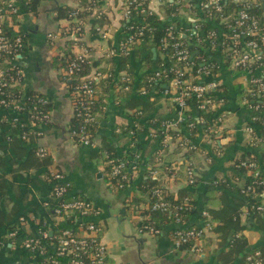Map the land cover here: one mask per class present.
I'll list each match as a JSON object with an SVG mask.
<instances>
[{"label":"built area","instance_id":"obj_1","mask_svg":"<svg viewBox=\"0 0 264 264\" xmlns=\"http://www.w3.org/2000/svg\"><path fill=\"white\" fill-rule=\"evenodd\" d=\"M17 1L0 0V24L5 14L18 13V7L15 5ZM150 1L122 0L120 16L123 22V39L119 40L116 47L109 49L108 58H128L134 46L149 42L151 29L144 23L142 25L136 23L142 22V16L147 12H153L149 8ZM166 1L185 8V11L181 9L179 13L186 16L187 23L182 21L180 25L171 24L164 29V37L159 42L160 53L167 51L165 55L163 54L165 59L163 68H158L152 77L145 80V88H136L135 91L138 97H147L162 80L167 81L169 78L168 90H165L164 94L169 96L177 107V113L174 120L150 121L151 124L148 123L147 126L152 128L153 132L149 137L160 142L161 149H164L168 142H173L182 153L197 152V145L190 137V132L197 128L198 135V130L202 127L200 137L209 145L210 154L212 156L219 154V143L222 140L218 138L219 133L226 129L227 119L232 114L224 109L226 103L219 94V77L223 70L232 75L237 92L242 94L239 109H243L247 115V121L239 132L244 152L251 154L231 163L233 169L240 175L225 179V185L232 189L238 188L239 193L248 201L240 208L239 219H250L249 216L252 214L264 215V27L254 13L261 10L262 0H156L160 6ZM185 1L189 4L184 3ZM192 2L194 4L191 6ZM81 11L73 9L68 12L69 23L74 25L67 27L62 33L70 37L74 43H78L82 36V21L79 16ZM100 17L99 14L98 18ZM170 19L178 17L171 15ZM99 30L97 28V31ZM49 37L51 38V35ZM198 46L204 47L207 59L193 60L194 50ZM22 47V36L11 39L0 28V59L3 58L4 62L17 69L10 78L0 70V109L15 113L13 127L19 123L18 116L25 115L26 124L35 135L37 127L49 120L50 114L41 109L49 100L39 94L40 97L34 98L35 104L26 107L25 103L29 99L10 90L13 87H20L21 84V71L13 62L21 57ZM75 57L76 59L69 62L62 71L66 81L78 70V62L82 63L88 58L86 54ZM119 76L120 81L125 84L123 90H132L134 86L129 87L130 77L124 71L120 72ZM106 77H109V73L93 70L89 76L80 79L81 84L76 85L71 93L73 112L85 124L96 123L90 106L91 101L96 99V94L86 79L90 78L98 83ZM213 93H216L218 99L211 95ZM190 99L195 100V113L210 115L207 117L201 115L195 121L190 120L188 106ZM136 115L141 114L138 112ZM137 123H132V130L137 129ZM132 130L129 132L130 136L133 134ZM168 132L174 134L169 135ZM69 135L71 138L78 136V144L92 145L93 140L89 132L71 131ZM20 138L25 141L28 134L24 133ZM130 145L134 147L133 141ZM36 155L43 158L47 153L43 148H39ZM141 159V155L135 152L129 158V162L119 158L109 160L108 178L111 180L108 183L109 188L123 189L124 183L129 180L124 169L128 168L132 173L138 171L137 162ZM207 161H210V157ZM183 162L185 182L187 186H191L197 180L196 171L190 159L184 158ZM149 174L155 176L156 172L150 171ZM46 180L51 187L50 204L53 206V215L57 220L64 222L65 226L55 235H50L46 229L38 227L35 232L22 239L20 246L30 256V264H107L106 247L101 241V228L93 222L100 214L99 209L84 198L71 196L70 186L60 172H48ZM214 185L218 186L217 182H214ZM153 196L156 201L151 210L173 214L176 224H180L183 213L191 209L187 199L181 205H171L164 201L159 189L154 190ZM201 215L204 217L207 213L202 212ZM19 221L21 224L25 222L24 218H20ZM137 228L140 232L153 235L159 232L151 226L142 225L141 220ZM211 230L210 223L183 230L177 229L172 237L173 246L178 250L190 241L198 242V246L195 244L191 251L203 255L205 240L207 235L211 234ZM17 235L18 231H9L7 238L14 240ZM202 236L204 238L201 239ZM244 264H264L262 252L258 249L249 251L244 256Z\"/></svg>","mask_w":264,"mask_h":264},{"label":"crops","instance_id":"obj_2","mask_svg":"<svg viewBox=\"0 0 264 264\" xmlns=\"http://www.w3.org/2000/svg\"><path fill=\"white\" fill-rule=\"evenodd\" d=\"M89 1L91 2L42 0L36 13H26L21 8L18 9L14 29L26 36V52L13 62L21 71L20 87L23 91L43 95L51 102L52 107L48 122L37 127L31 141L22 140L24 142L19 141L20 133L13 130L15 113L0 110V264H30V256L20 246L22 239L35 232L38 227H44L50 235H55L65 226L64 222L57 220L53 215V206L50 204L51 187L46 180L50 171L60 172L64 176V181L70 186L71 196L84 198L99 209L100 214L93 222L101 228V241L106 247L108 264H210V254L214 247L208 246V243L211 242L214 246L216 244L212 234L207 235L204 254L201 255L191 250L175 249L171 240V224L163 226L156 235L138 230L140 219L136 224L134 211L128 207L130 199L138 195L141 172H133L127 186L119 192L109 188L103 166L95 151L102 146L104 140L110 143L119 158L126 156L129 151H137L122 133L125 127H131L133 123L131 112L126 110L125 103L117 106L113 101L107 102L102 115L103 121L98 125L92 145L75 143L67 131L73 117V107L63 70L54 69L53 58L61 55L65 45L67 47V43L71 41L70 37L62 33L74 24L69 23L68 19H57V11L59 8L82 10ZM92 1L90 14H81V40L73 44L71 53L74 56L86 54L88 58H93L97 66L94 69L109 68L113 65L114 71H117L118 57L108 58L107 53L110 48L117 46L123 33L120 16L122 0ZM149 8L161 16L162 9L156 0L150 1ZM261 11L264 17V0L261 2ZM97 28L100 30L97 31ZM137 46V51L133 49L131 54L133 57L137 53L136 57L134 56L135 69L143 65L146 57L144 49H147L149 44ZM151 54L153 60L158 57L162 63L165 62L163 54L159 51L152 49ZM138 78L134 90L127 96L128 100L137 96L135 89ZM219 78L220 85L229 88L235 86L232 75L224 70ZM158 86V89L152 90L147 97L139 98L145 102H157L152 114L160 120H174L177 107L170 97L164 94L168 87L162 81ZM224 96L221 95L225 99ZM226 99L228 104L224 109L229 110L232 113L230 117L235 116L236 119L233 127L227 124L225 129L233 134V142L229 138L222 139L219 143V154L212 156L209 145L200 137V127L198 135L193 138L198 151L194 156L187 158L191 160L198 180V186L190 189L196 194L195 211L190 217V225H200L198 216L206 202V191L210 187L221 191L219 183L231 178L229 166L236 159V155L245 149L239 129L247 121L246 112L239 109V100L234 95H228ZM199 116L196 112L194 120ZM27 126L29 127L28 124ZM136 130L140 131L137 137L143 165L153 153L163 157L164 153L176 152L173 142H168L167 146L161 149L160 142L149 137L153 131L146 123ZM11 138L19 140L10 144ZM39 148L46 151L50 164L40 169L18 170V166L25 162L28 155ZM182 154L181 151L176 154L175 160L178 163L183 162ZM208 157L210 161H207ZM158 175L156 173V176ZM214 182H217L218 186L214 185ZM183 188H189L186 182L170 181L167 186L171 194H177ZM234 194L240 197L235 191ZM20 218H24L23 224L20 223ZM240 223L245 226L243 234L249 248L254 249L264 243L262 231L258 229L257 223L243 218ZM13 230L18 231V235L16 239L10 240L7 235Z\"/></svg>","mask_w":264,"mask_h":264},{"label":"trees","instance_id":"obj_3","mask_svg":"<svg viewBox=\"0 0 264 264\" xmlns=\"http://www.w3.org/2000/svg\"><path fill=\"white\" fill-rule=\"evenodd\" d=\"M42 0H18L15 5L18 7V9L21 8L26 13H36L39 4ZM89 1L88 4L83 6L84 9L79 13L80 17L81 14H90V11L86 9L90 8L92 9V3ZM186 4V1L184 2ZM194 3H190L192 6ZM161 16L154 13V12H147L145 15L142 16V22H134L138 25H142L143 23L146 24L150 29L151 32L149 33V47L147 49H144V52H146V57L144 61L142 62L143 65L139 69H135L133 67L134 64H136V54L133 55V57H119L117 62V71H114L113 65L111 67H98V69H94L96 66V62L93 58H87L84 62L79 63L78 62V70L75 71V73L70 77L69 81L67 82L68 92L71 98V93L73 92V89L76 85L81 84L80 79L85 76H89L91 72L94 70L100 71L103 73H109V77H106L104 79H101L98 83L91 80L90 78H87L86 80L89 81L90 85L92 86V89L94 93L96 94V99L91 101V113L95 115V121L96 123L93 125L85 124L78 116H76V113L73 112V117L70 120L68 124V132L71 131H77L80 132L82 130V133L89 132L91 134V140H93V137L95 136L96 130L98 128V125L100 122L103 121V112L104 109L107 106V102L113 101L114 104L117 106L121 105L122 103H125V108L128 112H131V120L132 122H138V127L141 125H144L146 123L148 125L151 124L150 121L152 120H158L160 121V118L154 116L152 113L154 112L155 106L157 102H145L142 99H140L135 91L136 97H131L129 100L127 99L128 94L134 90V85L138 78L137 83V89L145 88L146 87V79L148 77H152L155 70L158 68H163V64L161 59L156 57V59L153 60L151 50L155 49L156 51H159V42L160 39L164 37L165 31L164 29L171 24L174 25H180L182 21L187 23L186 16L179 13L181 9L185 11V8L181 5H176L175 3H171L166 1L164 4L161 5ZM73 9L70 8H59L57 11V19H68V12H70ZM256 14L260 24L264 27V17L262 16V11H254ZM171 15H176L178 19H170ZM192 15V14H189ZM17 17L18 14H12L7 13L4 16V19L2 23L0 24V28L2 29V32L9 37L14 38L16 36H22L23 39V47L20 52V55L23 56L26 52V36L24 33L20 31H15L14 26L17 24ZM70 21V19H68ZM73 26V25H72ZM123 39V35L120 37V40ZM73 44V41H69L67 43V47L65 45V49L62 51L61 55H58L53 58V67L54 69L60 71L64 70L69 62L76 59V57L71 53V49ZM139 47L136 45L133 47L134 50L138 49ZM137 51V50H136ZM160 52V51H159ZM165 53L162 54H166ZM195 54L193 57V60L200 61L201 59H207V55L204 51L203 46H198L194 50ZM131 58V60H130ZM133 59V60H132ZM109 62V61H108ZM162 66V67H161ZM0 70H3L8 78L12 77L16 72L17 69H15L13 66H11L9 63L4 62V59H0ZM125 72L127 76L130 77L131 82L129 84V87H133L130 91H124L123 88L125 84L120 81V72ZM169 80V78H168ZM167 81H164L167 87L169 86V83ZM130 87V88H131ZM158 85L155 89H158ZM236 85L229 87H224L223 85H219L220 89V95L225 94L224 102L226 105L227 102V96L228 95H234L237 100L240 99L241 93L237 92ZM170 88V87H169ZM11 91H14L15 93H20L22 97H27L29 100L26 101L25 106L28 107L30 105L35 104V97H40L39 94L32 92V91H23L20 87H13L10 89ZM215 99L217 98L216 93L211 94ZM127 99V100H126ZM88 101V100H87ZM188 106L190 108L189 117L190 120L195 121L193 119V116L195 114V100L190 99L188 101ZM224 103V104H225ZM51 102L47 103L43 107L41 106V109H43L45 112H48L50 114L51 111ZM1 110V109H0ZM140 112L141 115L137 116L136 113ZM207 117L210 114L209 113H200V116ZM26 116L21 114L18 116V124L14 127L13 130H17L20 133V136L22 134H28V139L31 141L34 137V135L31 132V128L27 126L26 124ZM144 122V123H143ZM142 123V124H141ZM137 127V129H138ZM132 130L131 127L127 126L123 130L124 136L128 138V140L131 142L133 141L134 146L137 148V153L140 154L139 151V143H138V135L139 130H132L133 134L130 136L129 132ZM169 135H173V132H168ZM197 134V128L190 132V137L193 139ZM184 135L182 134V137ZM219 139H227L229 138L231 142H233L234 137L231 132H228L227 130H224L222 133H219ZM233 138V139H232ZM75 143L78 144V136L72 138ZM19 139L11 138L9 140L10 144L15 143ZM20 142H24L22 140H19ZM19 142V143H20ZM12 146V145H11ZM175 149H177L175 147ZM198 150V147H197ZM199 150H202L199 148ZM180 152L179 149L176 150L175 153L167 154L164 153L162 156H155L154 153L151 155L149 161L143 165L142 159L137 162V170L138 172H141L142 179L140 183L138 184V195L131 198L129 201V209L134 211V215L136 216V224L138 220H141L142 225L151 226L155 230H162L163 226L166 224L173 225V229L171 231V240L173 237V233L177 229H184V228H191V227H198L201 224L204 223H210L212 226L211 234L215 236V246L211 245V242L208 243V246H213L212 253L210 254V264H244V256L249 251H252V248H249L246 237L244 236L243 232L245 230V226L240 223V219L238 217L239 210L241 207H244L247 204V199H245L244 196H242L239 193L238 188L232 189L229 188L227 185H225V181H222L219 183L221 185L222 189L221 191L210 187L206 191V202L203 205L200 215L198 216L199 224H189L190 217L194 214L195 211V204H196V194L192 192L190 189H195L198 186V180H196L195 184L189 186V188H183L181 191H179L177 194H171L167 186L172 182H185L186 177L184 175V163H178L176 159V154ZM196 152H185L182 154V156L187 159L190 156H194ZM95 154L97 155V158L100 161V164L103 166V172L106 182H111L110 178H108V174L110 172V165L108 164V161L111 159H117L119 158L113 148H111L110 143L106 142L105 140L102 143V146L95 151ZM135 154L133 151H129L126 156L122 159L124 161L129 162V158L132 157ZM251 153L250 152H242L240 154L236 155V159L234 161H239L244 157H248ZM179 158V157H178ZM50 164V159L48 156H45L43 158H39L36 155V152H31L27 159L25 160L22 165L18 166V170H28L29 168H35L40 169L43 167H46ZM229 170L231 173V177L239 176L240 173L233 169V167L230 165ZM150 171H155L158 173V176H152L149 174ZM124 172L126 175L129 176V180L124 183V187L127 186V184L130 181L132 171H129L128 168L124 169ZM197 178V176H196ZM159 189L161 191V197L164 201H167L171 205H181L183 204L186 199L187 203L190 206V210L187 212H184L181 216L180 224H176L173 214L170 213H160V212H154L151 210V206L155 203L156 198L153 196L154 190ZM113 191L119 192L120 189H117L116 187L112 188ZM234 191L239 194L240 197L236 196L234 194ZM131 210V211H132ZM206 212L207 216H202L201 213ZM250 221H254L257 223L258 229L262 231V238L264 241V215H257L252 214L249 216ZM67 225V224H66ZM44 229V227H42ZM141 228V227H140ZM142 229V228H141ZM143 231V229H142ZM204 238L203 236L201 239ZM195 244H198V242L190 241L186 245H183L179 248L181 251H190ZM198 246V245H197ZM254 249H258L262 252V255L264 256V243L259 246L255 247ZM108 264V262H107Z\"/></svg>","mask_w":264,"mask_h":264},{"label":"rangeland","instance_id":"obj_4","mask_svg":"<svg viewBox=\"0 0 264 264\" xmlns=\"http://www.w3.org/2000/svg\"><path fill=\"white\" fill-rule=\"evenodd\" d=\"M235 117V116H234ZM234 117H229L228 119H227V124L230 126V127H233L234 125H235V122H236V119L234 118ZM109 182H107V184H108ZM195 259V258H194ZM195 260H197V259H195Z\"/></svg>","mask_w":264,"mask_h":264},{"label":"water","instance_id":"obj_5","mask_svg":"<svg viewBox=\"0 0 264 264\" xmlns=\"http://www.w3.org/2000/svg\"><path fill=\"white\" fill-rule=\"evenodd\" d=\"M69 80H67V82H68Z\"/></svg>","mask_w":264,"mask_h":264}]
</instances>
